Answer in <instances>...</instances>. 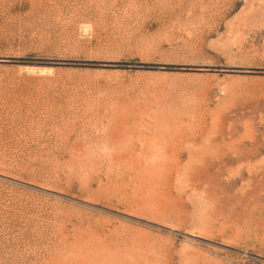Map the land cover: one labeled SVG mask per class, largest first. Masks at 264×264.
<instances>
[{"label": "rangeland", "instance_id": "1", "mask_svg": "<svg viewBox=\"0 0 264 264\" xmlns=\"http://www.w3.org/2000/svg\"><path fill=\"white\" fill-rule=\"evenodd\" d=\"M0 264H264V0H0Z\"/></svg>", "mask_w": 264, "mask_h": 264}]
</instances>
